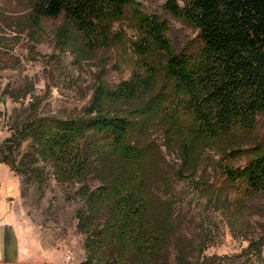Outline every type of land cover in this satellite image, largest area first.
<instances>
[{
    "label": "trees",
    "instance_id": "1",
    "mask_svg": "<svg viewBox=\"0 0 264 264\" xmlns=\"http://www.w3.org/2000/svg\"><path fill=\"white\" fill-rule=\"evenodd\" d=\"M25 2L32 27L62 17L65 25L58 43L76 33L90 51L110 43L114 22L135 4V0ZM166 8L197 30L192 49L173 50L168 23L143 16L136 53L150 62L164 53L159 70L151 68L149 76H137L116 90L97 87L90 108L80 117H41L33 105L14 134L0 144L1 163L24 175L26 183L33 182L34 175L38 183L44 180L40 162L50 165L62 184L92 176L100 180L96 191L83 187L87 208L78 219L80 229L89 235L87 249L92 255L86 264H163L167 258L178 221L169 212L161 219L152 216V201L145 192L148 151L138 141L144 119L160 120L178 140L185 161H190L202 143L249 137L264 115V0H167ZM160 80L162 92L153 95ZM122 102L134 106L131 113L115 109L112 113L114 104ZM28 141L34 143L32 152L19 162L18 151ZM217 168L249 193H264V144L258 143L244 168L224 164ZM263 245L261 238L249 248L261 254ZM17 252L14 242L11 261H17ZM178 262L198 264L190 262L183 249Z\"/></svg>",
    "mask_w": 264,
    "mask_h": 264
},
{
    "label": "rangeland",
    "instance_id": "2",
    "mask_svg": "<svg viewBox=\"0 0 264 264\" xmlns=\"http://www.w3.org/2000/svg\"><path fill=\"white\" fill-rule=\"evenodd\" d=\"M166 2L135 0L126 16L114 22L110 43L90 51L76 33L66 36L64 44L58 43V33L65 25L62 17L44 19L40 27H32L25 0H0V130L7 134L6 139L33 105L38 106L41 117H80L90 108L97 87L116 90L124 82H135L137 76H149L151 68L159 70L164 53L151 62L136 53L143 16L168 23L173 50L192 49L197 30L172 16ZM163 84L160 80L153 95L162 92ZM11 96L20 98L14 101ZM133 108L115 103L111 112L130 114ZM141 123L144 130L138 141L148 151L145 192L152 201V216L161 219L169 212L178 221L163 264H180L182 249L190 262L198 264H264V245L261 254L249 248L253 241L264 238V193H249L217 168L219 164L235 168L248 164L258 143L264 144V115L249 137L202 143L190 161H185L178 140L160 120ZM33 146L32 141L22 145L19 162ZM38 165L45 169L40 183L37 175L31 183L17 175L23 184L24 219L16 262L86 264L92 255L87 249L89 235L80 229L78 219L87 208L83 187L96 191L100 180L92 176L62 184L50 165Z\"/></svg>",
    "mask_w": 264,
    "mask_h": 264
},
{
    "label": "crops",
    "instance_id": "3",
    "mask_svg": "<svg viewBox=\"0 0 264 264\" xmlns=\"http://www.w3.org/2000/svg\"><path fill=\"white\" fill-rule=\"evenodd\" d=\"M0 103L1 99H0ZM7 134L0 130V144ZM20 178L0 161V264L11 261V244L20 242V230L24 219L23 191ZM18 249V248H17ZM20 250L17 252V259ZM10 255V257H9Z\"/></svg>",
    "mask_w": 264,
    "mask_h": 264
}]
</instances>
